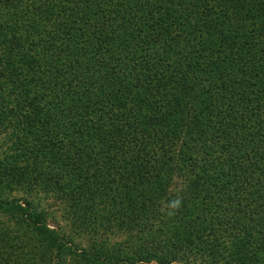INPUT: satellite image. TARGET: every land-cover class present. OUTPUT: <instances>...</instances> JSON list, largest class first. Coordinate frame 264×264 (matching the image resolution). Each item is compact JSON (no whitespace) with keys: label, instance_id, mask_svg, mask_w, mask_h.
Here are the masks:
<instances>
[{"label":"trees","instance_id":"obj_1","mask_svg":"<svg viewBox=\"0 0 264 264\" xmlns=\"http://www.w3.org/2000/svg\"><path fill=\"white\" fill-rule=\"evenodd\" d=\"M0 136V264H264V0H0Z\"/></svg>","mask_w":264,"mask_h":264},{"label":"rangeland","instance_id":"obj_2","mask_svg":"<svg viewBox=\"0 0 264 264\" xmlns=\"http://www.w3.org/2000/svg\"><path fill=\"white\" fill-rule=\"evenodd\" d=\"M7 148V139L0 136V153ZM21 192H13L12 197H20ZM40 207L47 214V224L50 228L60 230L66 237L73 239L77 244L86 246L87 237L77 235L75 227L69 218L64 202L56 196H39ZM66 264V263H65Z\"/></svg>","mask_w":264,"mask_h":264}]
</instances>
